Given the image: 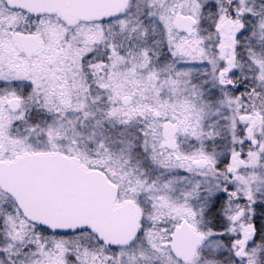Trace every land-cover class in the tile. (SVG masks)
<instances>
[{"label": "snow or ice", "instance_id": "6c2138e0", "mask_svg": "<svg viewBox=\"0 0 264 264\" xmlns=\"http://www.w3.org/2000/svg\"><path fill=\"white\" fill-rule=\"evenodd\" d=\"M0 264H264V0H0Z\"/></svg>", "mask_w": 264, "mask_h": 264}]
</instances>
